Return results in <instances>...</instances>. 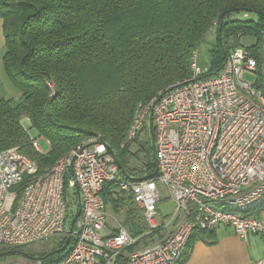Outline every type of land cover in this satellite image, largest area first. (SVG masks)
I'll list each match as a JSON object with an SVG mask.
<instances>
[{"label":"built area","instance_id":"2783aa9c","mask_svg":"<svg viewBox=\"0 0 264 264\" xmlns=\"http://www.w3.org/2000/svg\"><path fill=\"white\" fill-rule=\"evenodd\" d=\"M255 44L254 37H244L212 75H206L194 52L189 78L137 104L126 143L150 122L156 135V178L124 179L99 135L44 171L17 146L1 150L0 246L71 235L74 245L59 264H174L198 228L223 224L245 240L250 232L264 236V219L252 213L264 202V91L256 84L261 76L264 80V64L259 70ZM260 46L264 53V32ZM246 74L256 80H247ZM42 138L33 137L32 145L47 154L51 142L43 138L45 151ZM112 181L130 190L142 209L147 227L142 236L165 231L158 241L133 250L141 236L121 225L117 232L108 229L102 192ZM77 186L81 210L71 230L68 190L78 200ZM160 186L175 205L162 217ZM35 264L45 263L37 259ZM249 264H264V255Z\"/></svg>","mask_w":264,"mask_h":264},{"label":"trees","instance_id":"16d2710c","mask_svg":"<svg viewBox=\"0 0 264 264\" xmlns=\"http://www.w3.org/2000/svg\"><path fill=\"white\" fill-rule=\"evenodd\" d=\"M0 19L5 71L21 93L17 100L0 97V151L17 146L38 162L40 171L99 135L125 168L124 179L156 178L155 149L147 151L146 139L154 142V129L139 142L146 173L130 169L134 143H126V138L137 104L189 78L190 60L213 29L215 42L206 75L218 72L227 54L247 36L256 39L252 51L258 69L264 64L260 46L264 0H0ZM256 84L264 91L262 76ZM23 117L39 136L50 140L47 154L32 145L37 136L24 126ZM111 187L120 188L117 181L109 182L102 196L117 211L126 202L116 198L118 192L108 190ZM73 204L78 211L77 197ZM130 207L126 223L135 236L145 237L147 227L141 229V219ZM141 215L145 222L143 211ZM214 230H194L174 264L184 263L197 236ZM51 239V248L36 252L20 245L15 251L38 256L35 259L45 264H59L75 239L71 235Z\"/></svg>","mask_w":264,"mask_h":264},{"label":"rangeland","instance_id":"374dc122","mask_svg":"<svg viewBox=\"0 0 264 264\" xmlns=\"http://www.w3.org/2000/svg\"><path fill=\"white\" fill-rule=\"evenodd\" d=\"M247 16L251 19L253 17H255L254 14H247ZM214 42H215V30L213 29L208 34L206 41L203 42L197 49V59H198L197 61L203 70L209 69L211 66V58L212 57L210 54V50H211V47H213ZM245 78L251 82H254L256 80V77L254 75H251V74H246ZM25 119H26V122H24V123H25L26 127L29 128L30 124H31L30 120L27 119V117H25ZM149 125H150V122L147 121L146 124L144 125L143 130L138 133V141H136V142L133 141L134 144L130 145V149H131L130 151H131V154H133V157H130V159H129L130 169H131V172L136 173L138 175L145 174L146 169H148V165L145 164V163H147V160L145 159V154L143 151L139 150V148H140L139 142L141 139H143L145 136H147V134L151 133V126H149ZM29 130H30V133L32 135L37 136V137L39 136L37 131L34 130L33 128H29ZM148 137L149 136H147V138H146L148 140V146H149V149H147V151L150 153H153V151H152L153 141L151 140L150 137L149 138ZM43 138L40 140V144L43 147V149L46 151L48 149V145ZM155 171H157V166H156ZM159 189H161L162 200H160L158 208H159V214L162 217V216L169 215L173 211L175 205H174L173 201H171L172 199L169 196L168 190L162 186H160ZM108 190L113 191V192L117 191L118 194L114 195V196L116 198L121 197L126 202V206L119 207L120 210H117V211L113 210L112 203L108 202L107 209H108V212L110 215L108 217V224H107L108 229L110 231L116 232L118 230L119 226L121 225L133 233V230L130 226L131 224L130 225L127 224L126 223L127 221L125 218V213H127V210L129 211V209L131 208L130 207V205H131L135 211V214L141 219V221H140L141 229L145 230L146 224H145L144 220L142 219V215H141L142 210L138 206V204L135 203L134 199L131 200V195H132L131 191L128 189L123 190L119 187H115V188L111 187ZM68 196H69L70 202H74L73 197H72L73 196V190L71 191V188H70V190H68ZM255 210H257V208H254L252 211H255ZM76 212H77L76 206L74 204L71 205V208H70L71 216L75 215ZM72 213H73V215H72ZM71 216L69 217L70 222L73 219ZM160 236L158 234H155V235H152L150 237H148V236L142 237L141 239H139L140 240L139 243L137 244V246L135 248H133V250L155 243L156 241H158V238H160ZM52 246H54V242L52 241V239H47V240H43V241H39V242H35V243L25 244L23 248L26 250H33V251L35 250L37 252V251L42 250L43 248H51ZM16 249H18V248L0 246V264H35L36 263L37 259H35V257H38V256H32V255L27 254V253L24 254L22 252L15 251Z\"/></svg>","mask_w":264,"mask_h":264},{"label":"crops","instance_id":"0c3cea01","mask_svg":"<svg viewBox=\"0 0 264 264\" xmlns=\"http://www.w3.org/2000/svg\"><path fill=\"white\" fill-rule=\"evenodd\" d=\"M4 54L5 36L3 21L0 19V97L17 100L21 93L5 71ZM22 121L26 122L25 117ZM256 208L257 210L252 213L264 219V202ZM162 234L163 231L159 232V236ZM248 236V240H245L238 236L232 227L222 224L211 233L197 236L183 264H249L254 262L264 255V236L255 232H250Z\"/></svg>","mask_w":264,"mask_h":264},{"label":"water","instance_id":"95a60500","mask_svg":"<svg viewBox=\"0 0 264 264\" xmlns=\"http://www.w3.org/2000/svg\"><path fill=\"white\" fill-rule=\"evenodd\" d=\"M23 124L25 125V123L23 122ZM151 125H152V121H151ZM25 127H26V125H25ZM27 128V127H26ZM30 128V127H29ZM153 146H154V149H155V144H154V142H153ZM154 156H155V152H154ZM116 161H117V164H118V166H119V168H120V170L123 172V174H126V170H125V168L123 167V165L119 162V160L118 159H116ZM150 177V175L149 176H145V178H149ZM77 195H78V200H79V210H78V212H77V214L75 215V217L73 218V220L71 221V230L73 229V227H74V225H75V222H76V220H77V218H78V216H79V214H80V210H81V197H80V192H79V188H78V186H77Z\"/></svg>","mask_w":264,"mask_h":264}]
</instances>
